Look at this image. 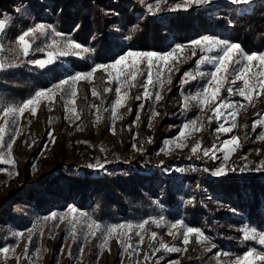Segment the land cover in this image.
Segmentation results:
<instances>
[{"label":"rangeland","instance_id":"rangeland-1","mask_svg":"<svg viewBox=\"0 0 264 264\" xmlns=\"http://www.w3.org/2000/svg\"><path fill=\"white\" fill-rule=\"evenodd\" d=\"M4 1L6 0H0V4ZM257 1L264 2L255 0ZM155 2L156 0H147V3L153 5ZM255 2L248 6L247 12L252 9ZM98 4L109 14V22H112V25L107 31L105 42L98 38L101 35L99 29L92 28L84 33V36H89V41L85 44L75 37L76 26L73 30L64 29L67 27L63 23L66 19L60 15V10L56 9L55 0H9L6 4L0 5V20L7 21L5 29L0 32V63L5 65L0 69V106L20 105L37 90L55 89L56 85L71 75L77 72L86 73L96 64L108 65L128 51L165 53L175 44L186 47L183 53H177L178 60L173 62L174 66L170 71L162 68L158 77L157 69L155 67L151 69L153 84L147 85V92L159 93L162 98L158 101L154 96L145 98V89L140 86L145 77L138 76L135 87H130L132 82H125L124 78L117 84L114 82L115 70L109 68L107 72L97 70L90 81L80 80L74 85L64 86L69 91L73 89L76 91L74 97L54 92L52 96L39 98L35 104L34 115L28 111L22 115L18 114V130L11 151L9 152L5 146H0V157L10 161L8 163L0 161V249H9L7 253L0 251V264H180L191 252H195L197 264H235L236 257L242 256L245 252L235 255L219 248L201 227L190 223L188 215L174 217L161 213L142 218L129 215L118 221L109 218L98 220L95 213L89 210L90 204L84 203L76 189L70 188L63 179L53 182L52 187L56 186L58 195L54 196L49 192L44 194L48 184L42 183V180L51 172L57 174L62 170L73 169L76 173L84 175L86 170L91 172V176H98L103 172L122 169L141 174L142 180L138 181L141 187H148L150 184L159 186L162 190L181 187L182 195L185 193L191 195L182 178L185 166L195 167L194 164L197 162L211 160L199 152L193 155L191 149L197 142L203 147H211L221 145L222 141L231 136L239 138L238 146L234 152L228 154L227 161L224 160L223 152H216L219 159H212L215 162L209 170L215 171L223 166L226 174L216 176L212 175L211 171H206L209 178H220L230 173L232 169L230 162L244 144L250 130L257 125L264 129V123H258L264 121V105L259 102L261 100L264 103V94L254 99L252 104H248L238 95V89L243 87V82L232 83L231 77L222 85L217 101L232 102L234 107L231 111L238 112L235 120L237 127L231 132L217 131L220 125L230 126L232 121L228 115L209 119L213 115L210 109L205 106L201 111L194 101L189 103L186 110L184 107L186 98L206 86L208 77L201 78L199 73L201 71L211 73L214 70L212 64H202L197 70V62L204 53L197 49L196 55L191 56L188 42L203 36L225 38L206 32L196 38L179 39L175 31H165L167 26H173L170 17L187 15L192 10H198L206 15L203 28L212 30L220 28L213 24L208 14L222 10H235L241 13L240 6L232 5L227 0H214L209 5L200 7L193 5L185 10L183 0H168L167 5H161L162 8L167 9L169 6L175 8L177 4L181 7L152 14L140 0H103ZM70 11H73L72 20H76L77 9L71 7ZM153 21L162 26L160 34L166 45L160 49L150 45L147 48L140 47L141 43L139 45V41L134 40L135 33L143 28L144 23ZM123 22L126 26H122ZM36 23L50 26V31L47 35L33 37L31 51L24 56L19 51L16 38ZM56 32L91 48L92 51L79 56L72 54L61 56L52 65L40 69L31 61L45 58L47 51L52 50L53 41L59 44L64 42L62 37L55 35ZM147 38L151 36L148 35ZM242 49L248 54H264V49L260 52ZM243 64L246 66L245 78L250 84H256L258 90H264L259 84L260 81H264V65L258 61H253L252 64L243 61ZM136 67L138 72L148 71L147 66L139 62ZM185 73H195L197 79H189V82L185 83ZM116 87L121 88V94L127 93L123 106L119 108L115 107ZM229 88L234 90L233 93L227 91ZM93 89L100 95H93ZM169 93L173 94L171 98L173 104L179 103L177 121L173 126L176 131L172 136L163 139L152 153L146 154L136 145L140 126L145 132L153 134L161 117L159 107ZM137 96L141 99H136ZM113 111L116 113L115 117ZM73 112L79 115V119H76ZM193 119L197 120L196 127L202 130L183 128L185 123ZM2 126L4 119L0 113V127ZM182 131L185 132V137L180 136ZM5 138L8 139V136ZM51 179L52 177L48 178ZM65 189L66 193H59ZM87 193L95 196L88 191ZM41 195L43 197L38 199ZM70 207L75 208L77 212L75 214L70 212ZM53 214L55 218H52ZM73 215L78 221L75 227L69 223ZM153 219L157 220L159 226L151 222ZM144 220L149 221L144 230L135 227L117 229L111 236H106L103 231L111 225L135 226ZM91 222L99 224L100 229H89L86 225ZM177 222H182L183 227L178 225L173 228L172 225ZM187 227L200 229L203 236L199 239L204 240V237H207V240L197 243V236L192 234L189 236V243L185 245L182 233ZM245 228L264 233L256 226L247 224L240 230ZM137 231L140 235L135 234ZM152 232L157 233L155 240L151 239ZM118 238L122 244L118 243ZM249 240L251 241L249 249L261 250L259 243ZM161 244L180 249L187 248V251H166Z\"/></svg>","mask_w":264,"mask_h":264},{"label":"trees","instance_id":"trees-1","mask_svg":"<svg viewBox=\"0 0 264 264\" xmlns=\"http://www.w3.org/2000/svg\"><path fill=\"white\" fill-rule=\"evenodd\" d=\"M55 1L56 9L60 10V15L66 19L63 21L67 26L64 29L73 30L76 26L74 35L80 42L85 44L89 41V36H84V33L92 28L99 29L101 35L98 38L102 42L106 41L112 22H109V14L98 4L103 0ZM71 7L77 9L76 20H72ZM208 15L213 24L220 28H203L206 15L192 10L187 15L170 17L173 26H167L165 31H175L179 39L196 38L201 33L212 32L239 43L250 52H260L264 49V2H255L252 9L244 14L235 10H222ZM121 24L126 26L124 22ZM161 27L155 21L146 22L143 28L135 33L134 40L139 41V45L141 43L140 47H165V40L160 34ZM148 35L151 38H147ZM172 97L173 94L169 93L159 107L161 117L152 135L140 126L136 145L146 154L152 153L163 139L172 136L176 131L173 126L177 121L179 103L174 105ZM259 102L264 105L261 100ZM250 115L251 110L248 112L249 117ZM261 137H264V129L260 125L250 130L244 144L230 162L235 171L231 169L227 176L209 178L205 169L213 167L215 160L212 159L197 162L195 167L186 165L182 178L191 195H182L181 187L166 190L153 184L141 187L138 184V181L142 180L141 174L122 169L103 172L98 176H91V172L86 170L84 175L76 173L73 169L62 170L57 174L51 172L42 180V183L48 184L44 194L49 192L51 195H58L56 186L52 187L53 182L63 179L70 188L76 189L84 203L90 204L89 210L95 213L98 220L109 218L118 221L129 215L142 218L161 213L174 217L188 215L190 223L201 227L219 248L239 255L246 252L251 244L250 240L242 238L244 234L240 230L241 227L246 224L254 225L264 232V138ZM49 177L52 179L48 180ZM66 191L65 189L59 193ZM87 191L95 196H91ZM41 197L43 196L38 199ZM195 255V252L189 253L180 264H197Z\"/></svg>","mask_w":264,"mask_h":264},{"label":"snow or ice","instance_id":"snow-or-ice-1","mask_svg":"<svg viewBox=\"0 0 264 264\" xmlns=\"http://www.w3.org/2000/svg\"><path fill=\"white\" fill-rule=\"evenodd\" d=\"M183 2L185 3V10H187V7H191L193 5L197 7L203 5H209L213 3L214 0H183ZM227 2L232 5L240 6L239 11L241 12V14H244L249 10L248 6L253 4L255 0H227ZM140 3L145 4L148 11L152 14L164 10H175L181 7L180 4H177L175 8H172L171 6H169L167 9L162 8L161 5L162 4L167 5L168 0H156L155 5L151 3H147V0H140ZM17 11L19 12L20 9H17ZM6 23H7L6 20H0V32H2L5 29ZM49 31H50V26H47L43 23H36L29 29L23 31L16 38V43L19 46L20 53L23 54L24 56H27L32 48V38L37 35H47ZM55 35L62 37L64 42L62 44H59L56 41H53L51 45L52 50L47 51L45 58L31 61L32 64L39 67L40 69H45L48 66L52 65L61 56H67L70 54L79 56L81 54H86L92 51L91 48L87 46H82L78 42L68 39L64 34L56 32ZM188 45L190 46L189 54L191 56L196 55L197 49H199L201 53H204V55H202L199 61L197 62V70H199L200 65L202 64H212L214 66V70L211 73H204L202 71L199 73L201 78L205 76L208 77V79L206 80V86H204L196 94L186 98L184 107L187 110V108L189 107V103L191 101H194L196 102V104L199 105L201 111L204 110L205 106H207L210 109L213 115L210 116L209 119H212L215 116L222 117L223 115H228L232 121L230 126L225 127L224 125H220L217 131L221 133H229L237 127L235 120L238 115V112L231 111V109L234 107V104L232 102H228V101H220L219 103L217 102L219 94L222 91V85H224L229 80V77H231L232 83H236L237 81H242L243 87L238 89V95L242 97L243 100L246 101L248 104H252L254 99H258L262 94H264V90H258L256 84L254 83L250 84L249 80L245 78L246 66L243 64V61H247L248 64H252L253 61H258L261 65H264V54L245 53L239 43L231 42L226 39H220L212 36H203L191 40L188 42ZM185 47L186 46L182 44H175L169 51L165 53H157L154 51H149V52L128 51L126 54L119 55L113 62H111L108 65L96 64L86 73L77 72L71 75L70 77L64 79L58 85H56L55 89L37 90L32 97L28 98L20 105L0 106V113H2L4 119V126L0 127V146H5L9 152L11 151L12 143L14 142L18 130V114L22 115L25 111H28L34 115L36 111L35 104L37 103L39 98L52 96L54 92H59L63 95H69L70 97H74L76 95V91L74 89L69 91L64 86L74 85L77 81L80 80L90 81L93 78V74L97 70H104L106 72L109 68L115 70L114 82L119 84L120 79L124 78L125 82H132L130 83V87H135L136 86L135 82L137 81V77L143 76L145 77V79L140 82V86L145 89L144 92L145 98H152V96H154L157 101L160 100L162 97L160 96L159 93L149 94L147 92V85L153 84L151 69L153 67L157 69L158 77L162 68H167L170 71L171 67L174 66L173 62L178 60L177 53H183ZM213 53L216 54L213 55ZM130 58H136V59H130ZM137 62H139V64L141 65H146L148 71L146 73L142 71L138 72L136 67ZM157 62H162V63H157ZM4 67L5 65L3 63H0V69H3ZM184 76H185L184 79L185 83L189 82V79H193V80L197 79L195 73H185ZM259 84L261 85V88L264 89V81H260ZM105 91H112V89H105ZM227 91L231 94L233 93L234 90L229 88L227 89ZM115 92L117 94V98L115 100V107L119 108L123 106L125 101V96L127 95V93L121 94L120 87H116ZM92 94L95 96L100 95V93L96 89L92 90ZM136 99H141V97L137 96ZM49 102H51V99ZM72 103L74 104V101H72ZM239 106L243 107V105H239ZM65 107H67V105H65ZM226 109L228 110L227 112L225 111ZM73 115L76 117V119H79L78 114L73 112ZM156 115H159V113H156ZM113 116L114 117L116 116L115 111H113ZM258 123H264V121ZM196 124H197V120L193 119L185 123L183 125V128L184 129L192 128L195 131L202 130L200 128H197ZM6 135L8 136V139L5 138ZM180 136L185 137L186 136L185 132L182 131L180 133ZM238 140H239L238 137L231 136L229 139L222 141L221 145L219 146L212 145L211 147H203L200 142H197V144H195L192 147L191 151L193 155H196L199 152L202 153L203 156L209 157L211 159H219V157L216 156V152H223L224 160L227 161L229 158L228 154L234 152L236 146H238ZM0 161L5 163L10 162L4 160L3 157H0ZM12 163H14V161H12ZM262 166H264V162H262ZM89 167H91V165H89ZM256 170L258 171L259 169ZM166 171H170V170L166 169ZM205 171H211V170L205 169ZM232 171H235V169H232ZM241 171H243V169H241ZM211 174L219 176V175H225L226 172L224 167L222 166L216 169L215 171H211ZM69 211L72 212L73 214L77 212V210L72 207H70ZM52 218H55V214H53ZM77 222L78 221L76 220L75 215H73V219L70 220L69 223L72 224L73 227H75V224ZM151 222L159 226L157 220L153 219ZM148 223H149L148 220H144L135 226L131 224L111 225L106 227L103 231L106 236H111L113 233L116 232L117 229L135 227L137 229L144 230L145 225ZM178 225L180 227H183L182 222L174 223L172 227L176 228ZM86 226L89 229L92 228L100 229V225L96 224L95 222H91ZM242 232L244 233L242 237L243 239L255 240L257 243L261 245V250L257 251L255 248L249 249L242 256L236 257L235 264H264V233H258L255 229H249V228L242 229ZM135 234L140 235V232L137 231ZM192 234H195L197 236V241H196L197 243H203L207 240V237H204V240L199 239V237L203 236V233L201 232L200 229L194 227H187L186 231L182 233V239L185 245L189 243V236ZM120 235H126V233H120ZM156 237H157V233L152 232L151 239L155 240ZM30 242L31 239H29V243ZM118 243L122 244V241H120L119 238H118ZM142 243H143V236H141V244ZM129 247H133V246L129 245ZM161 247L164 250L170 252L187 251V248L184 249L174 248V247H169L166 244H161ZM136 249L138 251L139 245L136 246ZM158 250L159 249H155V251ZM0 251L7 253L9 249L4 248V249H0ZM25 251L27 252V249H25ZM225 255H227V253H225ZM147 259L148 256L146 255L145 260L147 261Z\"/></svg>","mask_w":264,"mask_h":264}]
</instances>
